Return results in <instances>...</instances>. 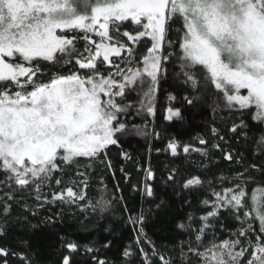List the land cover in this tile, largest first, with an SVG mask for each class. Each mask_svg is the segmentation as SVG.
<instances>
[{
	"label": "snow or ice",
	"instance_id": "snow-or-ice-1",
	"mask_svg": "<svg viewBox=\"0 0 264 264\" xmlns=\"http://www.w3.org/2000/svg\"><path fill=\"white\" fill-rule=\"evenodd\" d=\"M203 108L204 147L172 135L157 152L218 151V171L114 165L113 148L133 161L125 137L163 136L136 118ZM108 175L111 198L90 196ZM66 220L108 223L81 242ZM37 233L52 264H264V0H0V264H45Z\"/></svg>",
	"mask_w": 264,
	"mask_h": 264
},
{
	"label": "trees",
	"instance_id": "trees-1",
	"mask_svg": "<svg viewBox=\"0 0 264 264\" xmlns=\"http://www.w3.org/2000/svg\"><path fill=\"white\" fill-rule=\"evenodd\" d=\"M141 51L143 52V49H141ZM165 87H168V85H165ZM162 112L163 110L161 109L155 121V125L149 122L151 121V118H149L148 121L141 120L140 118L135 119V123L137 125H147L146 131L148 133H152L153 127L155 126V130L162 132L163 136L161 139H155L152 135L144 136L135 134L125 137L123 140V149L132 155L133 161H123L119 155V150L113 148L110 152V156L117 169L121 164H124L126 171L131 173L132 177L135 178L140 175L136 172V162H138L144 167H147L150 164L159 176L165 164L182 163L181 161L173 160L170 155L165 152H157V149H163L165 147L168 137L172 135H175L183 143L192 142L194 146L204 147L196 144L194 138L197 134H200L205 138L210 135L208 129L211 127V121L213 120V114L210 109L203 108L195 111L186 110L184 112L185 120L183 122L175 121L171 124L163 120ZM231 122V115H225L221 112L215 114L216 124L223 127L230 125ZM220 155L221 154L218 151H214L213 160L209 161L201 160L196 153H192L191 156L187 158L189 163H182V167L188 168L190 171H194L196 168L200 167L201 164H203L204 166L210 168L212 172H216L218 169L213 167L212 164L214 161L220 159ZM227 167L228 165L226 162L221 164V168ZM116 176L121 180L120 187L125 189L122 194L131 204L138 207L139 197L127 190V185L122 182L123 178L120 176L119 171L116 172ZM133 182H135V180H133ZM115 183L116 181L108 175L105 180L107 191L105 192L103 190L102 185L93 183V185L90 186L89 195L95 197L97 200L100 199L101 195H104L105 198H111ZM119 194L120 193H117V195ZM52 211H59V209L53 208ZM105 215L108 216L109 221L115 219L116 223L112 226H117L120 215L118 207L115 208L114 212L105 213ZM65 223L71 226L62 227V231L70 233L73 239L86 242L87 240L92 239L99 228L105 226L108 221L100 220L98 222L94 221L93 223L87 224V231L79 230L75 223L71 220H66ZM152 232L153 229L150 227L149 234L151 235ZM128 234V230L125 229V235L127 236ZM32 243L40 249L41 259L45 262V264H52V262L55 261L56 245L51 242V238L46 233L35 234V236L32 237Z\"/></svg>",
	"mask_w": 264,
	"mask_h": 264
}]
</instances>
